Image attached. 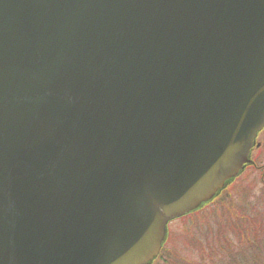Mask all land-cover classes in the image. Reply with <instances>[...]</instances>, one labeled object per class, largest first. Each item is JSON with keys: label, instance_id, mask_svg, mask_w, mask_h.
Returning <instances> with one entry per match:
<instances>
[{"label": "water", "instance_id": "obj_1", "mask_svg": "<svg viewBox=\"0 0 264 264\" xmlns=\"http://www.w3.org/2000/svg\"><path fill=\"white\" fill-rule=\"evenodd\" d=\"M264 128V0H0V264H148Z\"/></svg>", "mask_w": 264, "mask_h": 264}, {"label": "rangeland", "instance_id": "obj_2", "mask_svg": "<svg viewBox=\"0 0 264 264\" xmlns=\"http://www.w3.org/2000/svg\"><path fill=\"white\" fill-rule=\"evenodd\" d=\"M264 134L261 136L262 141ZM255 158L261 168L248 169L235 183L227 197L220 203L211 205L193 217L174 221L169 226V242L164 252V258L171 264L196 261L200 255V244L210 230L218 228V224L226 225L235 218L240 209L254 210L264 213V144L256 150ZM243 192V196H242ZM226 196V195H225ZM242 196L243 198L241 199ZM251 212V211H249ZM249 214V213H248ZM227 226V225H226ZM157 264H164L162 261Z\"/></svg>", "mask_w": 264, "mask_h": 264}, {"label": "trees", "instance_id": "obj_3", "mask_svg": "<svg viewBox=\"0 0 264 264\" xmlns=\"http://www.w3.org/2000/svg\"><path fill=\"white\" fill-rule=\"evenodd\" d=\"M240 209L226 225L210 230L200 244L196 261L181 264H264V213ZM249 213V214H248ZM171 264L160 257V262Z\"/></svg>", "mask_w": 264, "mask_h": 264}, {"label": "flooded vegetation", "instance_id": "obj_4", "mask_svg": "<svg viewBox=\"0 0 264 264\" xmlns=\"http://www.w3.org/2000/svg\"><path fill=\"white\" fill-rule=\"evenodd\" d=\"M263 134H264V131L262 132ZM262 134V135H263ZM261 134H260V137H259V139H261V136H262ZM264 144V139L262 140V141H258L257 142V144H256V146H255V150H259L261 147H262V145ZM253 154H254V152H253ZM252 154V159H251V163L244 169V172H243V174L246 172V170H248V169H253V170H259V168H261V166H259V164H258V162H257V159L255 158V155H253ZM262 170H264V166H263V169ZM242 174V175H243ZM264 175V174H263ZM263 177L264 176H262L261 177V179H263ZM238 182V180H235L234 182H232V183H229L227 186H226V188L220 193V195L217 197V199L214 201V203H213V205H215L217 202H221L222 200H220V199H223V197L225 198V197H227L228 195H229V193L231 192V190H232V188L234 187V185H235V183H237ZM226 195V196H225ZM242 196H243V192H242ZM242 196H240L241 197V199L243 198ZM219 202V203H220ZM164 252V251H163ZM163 254V253H162ZM159 260H160V257H159V259L158 260H156L155 262H153L152 264H156L157 262H159Z\"/></svg>", "mask_w": 264, "mask_h": 264}]
</instances>
